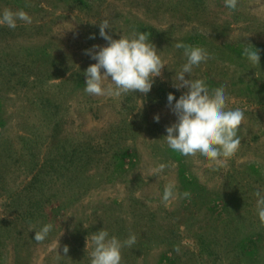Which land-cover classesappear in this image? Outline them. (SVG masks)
Returning <instances> with one entry per match:
<instances>
[{
  "label": "rangeland",
  "instance_id": "rangeland-1",
  "mask_svg": "<svg viewBox=\"0 0 264 264\" xmlns=\"http://www.w3.org/2000/svg\"><path fill=\"white\" fill-rule=\"evenodd\" d=\"M224 2L0 0V12L32 17L0 26V264H90L91 234L103 227L137 237L121 264H264V0H239L235 14ZM105 19L113 39L150 33L165 65L149 93L85 92L96 62L86 50L107 44ZM179 41L209 57L189 78L244 112L230 158L182 159L167 146L176 120L167 95L187 91L174 86L186 60ZM168 183L177 196L165 203ZM45 223L53 230L38 242Z\"/></svg>",
  "mask_w": 264,
  "mask_h": 264
},
{
  "label": "clouds",
  "instance_id": "clouds-1",
  "mask_svg": "<svg viewBox=\"0 0 264 264\" xmlns=\"http://www.w3.org/2000/svg\"><path fill=\"white\" fill-rule=\"evenodd\" d=\"M238 3L239 0H225L223 7L229 14H235ZM20 22L31 24L32 17L23 9H5L0 12V26L15 29ZM110 28L112 26L109 20L100 22L99 34L107 44L94 45L92 49L86 50V54L96 62L85 70V92L112 97H120L129 92L149 93L154 78L161 75L165 65L158 49L150 40V33L139 31L113 39L106 31ZM175 47L183 49L186 60L175 72L174 86L185 88L187 91L178 99L174 93L167 95L168 105L176 116L175 122L166 128L168 148L182 159L199 157L205 161L219 162L222 158L232 157L241 143L238 131L244 112L239 108L227 106L223 89L209 91L203 81L189 78L195 68L208 61L209 57L204 49L183 41L177 42ZM243 55L250 63H260L257 49L245 47ZM105 78L110 79L112 83L105 86ZM154 119L159 122L160 116L156 115ZM163 168L164 165L161 164L154 169V173H159ZM176 196L175 185L168 183L163 190L162 200L167 203ZM256 196L258 216L264 222V195L257 191ZM53 227L51 223L43 224L38 231L35 230L34 239L38 242L44 241ZM136 242L135 234L121 240L115 235H110L103 227L91 234L90 264H121L122 249L132 247ZM64 252H68L67 246Z\"/></svg>",
  "mask_w": 264,
  "mask_h": 264
}]
</instances>
